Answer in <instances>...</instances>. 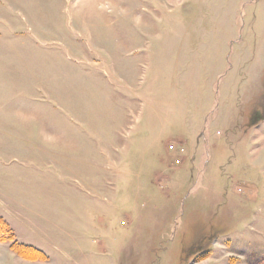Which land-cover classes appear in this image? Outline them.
Instances as JSON below:
<instances>
[{"label": "rangeland", "instance_id": "1", "mask_svg": "<svg viewBox=\"0 0 264 264\" xmlns=\"http://www.w3.org/2000/svg\"><path fill=\"white\" fill-rule=\"evenodd\" d=\"M0 217V264H264V0H0Z\"/></svg>", "mask_w": 264, "mask_h": 264}, {"label": "trees", "instance_id": "2", "mask_svg": "<svg viewBox=\"0 0 264 264\" xmlns=\"http://www.w3.org/2000/svg\"><path fill=\"white\" fill-rule=\"evenodd\" d=\"M9 231H10V229L8 228L7 223L0 217V237H2L4 239H5V237L7 238V234H8ZM14 244L15 243L13 241L12 247H14ZM21 245H24V244L18 243V246L15 245V247L16 248L17 247H21ZM28 247H30V246H28Z\"/></svg>", "mask_w": 264, "mask_h": 264}]
</instances>
